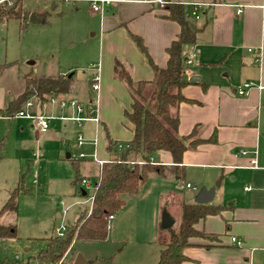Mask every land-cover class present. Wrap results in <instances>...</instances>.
I'll return each mask as SVG.
<instances>
[{"label":"crops","instance_id":"1","mask_svg":"<svg viewBox=\"0 0 264 264\" xmlns=\"http://www.w3.org/2000/svg\"><path fill=\"white\" fill-rule=\"evenodd\" d=\"M127 1L107 7L104 12L116 10V13L111 15L106 13L109 15L106 18L103 17L104 13L101 15L104 28L106 25L102 47L106 37L108 50L106 69L102 77L98 72L100 121L94 137L92 134L83 136L81 129L85 121L73 122L78 126L77 135L83 138L82 145L93 138L96 140L93 152L96 154V159L101 162L111 159V155L106 151V132L118 142H129L133 136L132 126L125 118L123 127L117 129L106 116L105 109H100L104 78L107 84L104 92L113 91L109 86L112 84L110 64H114V60L119 57L124 60V65L133 81H150L153 79V71L145 56L128 35L139 37L150 60L157 67L164 68L167 62L165 50L179 33V26L165 18L167 11L163 6L144 4L141 0ZM170 1L182 4L191 16H193L191 12L193 6H199L196 13L197 16L201 14L197 19L193 16L192 20L184 16L185 20L197 29L195 43L185 46L184 54L194 52L197 55L193 68L190 69L189 66L185 68L184 80L188 84L182 89V94L193 103H181L178 107V135L188 137L193 132L191 139L186 142L187 145L191 140H199L202 143L184 152L182 163L179 166L183 172V179L180 183L188 181L185 184L194 186L198 184L199 190L203 187L210 188L218 180V173L223 174L220 176L221 179L224 174H228L232 180L241 177L240 183H246L243 187L246 194L238 204L234 198V203L228 205L221 199L214 203L217 193L214 194L213 201L207 205L223 206L224 209L219 214L198 220L193 225L195 231L210 237L190 238L188 246L183 250L188 261L181 264H264V155L259 153L261 144L264 149V136H261L264 132V0ZM133 3L137 7L128 8ZM197 20L198 22H195ZM101 63L103 64V61ZM192 76L200 78V82H189ZM111 77H114V73ZM246 83L250 84L246 95H237L235 91ZM73 95H56L53 98L70 101ZM128 96L129 108L125 111H129L131 105L129 93ZM31 102L32 107H36L35 111L38 112L34 115L44 114L43 110L51 105L49 101L42 104L34 100ZM51 110L57 112L53 114L55 116L63 114L79 116L77 112L66 109L58 103L51 107ZM24 121L27 122L20 126H26L29 129L36 127L32 121L28 119ZM73 123H70L72 128ZM49 129L50 122L46 131L38 130L46 133ZM62 142L61 140V144ZM21 145L23 149L28 150L33 144L22 140ZM82 145L78 144L79 148ZM86 149L92 152L89 146H86ZM241 151L245 154H241ZM67 155L64 160L68 161L70 155L68 157ZM91 155L80 158L81 161H87L86 163L90 164H82L81 161L75 160L82 178L89 179V181L92 177L97 180L100 171L99 164L92 159ZM156 158L160 164L172 166L171 157L167 152H159ZM252 159H256V168L249 164ZM32 160L33 158L30 159V164ZM73 161V159L68 161L72 174L69 177L67 174L63 175L61 178L64 181L70 180V187L76 189L79 185L73 183ZM82 169L87 174H83ZM163 178L174 180L170 176ZM20 182L24 185L23 179L19 180L17 185ZM77 189L81 192V188ZM196 194L197 192L193 193L190 190L183 197L181 205L178 206L177 203V210L180 212L183 205L194 204ZM38 197V195H32L31 192L21 194L18 197L16 213L10 212L12 213L10 215L7 212L0 217V225L11 224L15 227L14 238L35 236L34 215L29 211L26 214L25 218L30 222L27 228L25 222L20 224L17 218L20 207L34 210L33 208L42 200ZM231 199L229 197L226 200ZM122 209L118 213H121ZM115 217L113 216L111 222L115 220ZM56 232L43 238L45 247L31 256L35 264H42L36 256L46 248L48 239L56 236ZM231 237L237 238L240 246L232 244ZM14 238L0 239V261L6 258L2 243ZM73 250L72 246L66 252L67 258ZM72 261L73 264L75 262L88 264L80 254L73 256Z\"/></svg>","mask_w":264,"mask_h":264},{"label":"rangeland","instance_id":"2","mask_svg":"<svg viewBox=\"0 0 264 264\" xmlns=\"http://www.w3.org/2000/svg\"><path fill=\"white\" fill-rule=\"evenodd\" d=\"M23 2L30 13L44 15V22L36 24L29 19L23 22L10 19L0 24V109H5L11 100L23 92L25 76L58 78L69 74L73 77L75 88L71 100L87 106L90 98L93 100L96 96L91 89V79L98 72L102 77L107 64L106 37L102 47L106 25L104 28L101 15L93 12L86 2L62 3L44 0ZM132 7L137 6L133 3L128 8ZM106 13L111 15L116 13V10H108ZM106 13L103 15L105 18L109 16ZM185 16L190 20L193 18L187 9ZM115 60L125 64L119 57ZM113 65L110 64L111 76L114 73ZM194 65L195 63H192L189 68H193ZM111 76L112 84L109 86L113 91L104 92L107 88L104 78L100 109H105L106 116L115 128L119 129L125 122L124 111L129 108V96L126 94L124 83ZM32 100L36 101L35 98L29 101ZM50 104L42 114L50 118V129L46 133H41L37 127L29 129L20 126L27 121L17 116L8 117L3 109L0 111V209L7 202L10 191L22 179L24 187L31 189L32 195H38V198L42 199L34 210L20 207L17 218L20 224L25 222L27 228L30 222L25 216L28 211L32 213L35 236L26 238L18 236L2 243L5 257L11 264H35L31 256L45 247L43 238L53 235L62 226L68 227L75 223L82 214L81 211H90L92 186L96 182L94 177L90 178V181L86 179L90 183V186L89 184L86 186H89L88 188L85 187L86 196L80 195L77 189L79 186L76 189L71 188L70 180L64 181L61 177L66 174L69 177L72 174L68 163L70 159L81 161L79 154L89 156L94 154L96 140L93 138L79 148L78 126L74 120L77 116L69 114L55 116L53 114L57 112L51 110L55 104L51 102ZM33 107L24 104L20 110L36 116L34 114L38 112L35 111L36 107ZM62 107L77 112L70 101L65 102ZM70 123L74 124L73 128ZM82 125L83 136L92 134L94 137L98 126L93 121H85ZM261 136H264V132ZM22 140L30 141L33 144L32 148L23 149ZM86 146L91 148V153ZM259 153L264 155L262 144ZM67 154L70 155L68 161L64 160ZM86 162L80 163L90 164ZM81 172L87 174L84 169ZM222 175L218 173L217 177ZM240 178L232 180L228 174H224L220 186L215 188L217 194L214 203L221 199L228 205L234 203V198L238 204L246 194L243 190L246 183H240ZM185 183L166 180L161 175L150 176L138 195L124 198L125 207L121 213L115 215L114 221H110L105 242H74L72 245L74 250L70 252L68 258L65 254L57 262L73 264V256L80 254L88 264H156L162 249L160 243L168 241V231L161 228L164 213L174 220L172 228L177 229L180 220L177 207L190 190L193 193L199 191L198 184L195 186L190 184L195 189L180 188ZM229 197L232 199L227 201Z\"/></svg>","mask_w":264,"mask_h":264},{"label":"trees","instance_id":"3","mask_svg":"<svg viewBox=\"0 0 264 264\" xmlns=\"http://www.w3.org/2000/svg\"><path fill=\"white\" fill-rule=\"evenodd\" d=\"M164 8L167 11L165 18L179 26L176 39L165 50L166 66L157 67L147 55L141 39L132 34L129 36L147 59L153 71V79L135 82L126 66L114 60V77L124 83L131 98L130 109L124 112V118L132 126V139L129 142L114 141L106 132V151L111 155V159L100 166L99 177L92 186L90 211L81 212L75 223L66 226L63 236L48 239L46 248L36 256L42 264H54L59 261L74 242H105L110 225L109 217L115 216L125 206L124 198L138 195L152 175L170 176L181 182L183 172L179 166L184 152L202 143L199 140H191L187 145L186 142L191 139L193 132L188 137L178 135V107L181 103H193L182 94V89L188 84L184 80V47L195 43L197 29L185 20V8L182 4L170 2ZM34 14L44 22V15L36 12ZM10 19L21 22L29 19L23 0H12L11 5L7 2L0 3V24ZM24 80L23 92L11 100L3 110L8 117L15 116L31 98L42 104L56 95L75 94L72 76L63 75L58 78L25 76ZM159 152H167L170 155L172 166L162 165L157 161L156 155ZM72 168L73 183L78 186L84 178L75 161L72 162ZM80 191L82 195L86 189L81 188ZM30 192L31 189H26L20 182L10 192L7 202L0 209V217L7 211L16 213L18 197ZM223 209V206L195 203L183 205L180 209L178 228L166 230L168 241L160 243L162 249L156 264H181L188 261L183 254V250L188 246V240L198 236L210 237L195 231L193 225L202 218L219 214ZM14 237L13 225H0V239ZM0 264L11 263L5 258Z\"/></svg>","mask_w":264,"mask_h":264},{"label":"built area","instance_id":"4","mask_svg":"<svg viewBox=\"0 0 264 264\" xmlns=\"http://www.w3.org/2000/svg\"><path fill=\"white\" fill-rule=\"evenodd\" d=\"M11 1L12 0H0V3L2 2H7L9 5H11ZM44 1H51V2H62V3H74V2H86L90 5V9L93 11V12H96V13H99L100 15H102L104 12H105V9L107 7H110V6H115L119 3H124V2H128L127 0H44ZM142 3L144 4H149V5H152V4H156V5H159V6H165L166 4L170 3L171 1L170 0H141ZM199 6H193L191 12H192V15L197 19L198 16H197V10ZM240 12V11H239ZM250 51V49H249ZM196 53L194 52H191V53H187V54H184V60H183V64H184V67L187 68L188 66H190L194 60L196 59ZM250 87V84L249 83H246L244 84L241 88H238L235 93L239 96H245L246 95V91L247 89ZM91 89L93 92H95L96 96H95V99H91L90 102L88 103L87 106H83L81 104H79L78 102L76 101H72L70 100V102L74 105L76 111H77V114L79 116H77L76 118H74V120L77 122V123H81V122H84V121H93L96 125L99 124V108H98V91H99V77H98V74L97 75H94L91 79ZM50 102L53 103V104H60L62 106L65 105V100H60V99H56V98H53L51 97L50 99ZM26 104L28 107L32 106V102L31 101H27ZM81 115V116H80ZM17 117H20V118H25V119H28L30 121L33 122L34 126H36L40 131L44 132L48 129L49 127V122H50V118L47 117V116H44V115H36V116H33L32 114L30 113H26L22 110H19L16 115ZM6 119H8V117H6ZM78 144L79 145H82L83 144V138L81 137V135L78 136ZM94 145H96V143H94ZM241 154H245V152L241 151ZM85 155L84 154H79V159L80 158H84ZM92 159L94 161H96L99 166H101L104 162H101V161H98L96 159V154L94 153L93 155H91ZM250 166L252 167H255L256 168V159H252L250 160L249 162ZM89 184L90 186V183L88 182V180L86 179H83L81 181V183L79 184V188H84ZM88 186V187H89ZM86 187V188H88ZM182 189L186 188V189H195L194 187H192L190 184H185V185H182L181 186ZM249 190V188H246V190ZM112 216L109 217V221L112 220ZM66 231V227H61L59 230H57L56 232V236H63V234L65 233ZM231 242L232 244L236 245L237 247L240 246V241L235 238V237H231ZM54 264H63L62 262H56Z\"/></svg>","mask_w":264,"mask_h":264},{"label":"water","instance_id":"5","mask_svg":"<svg viewBox=\"0 0 264 264\" xmlns=\"http://www.w3.org/2000/svg\"><path fill=\"white\" fill-rule=\"evenodd\" d=\"M26 11H27V13H29L30 22L36 23V24L42 22V20H39L36 18L34 13H30L29 10H27V9H26ZM30 64H32V62H30ZM68 77H71V75L69 74ZM189 82H191V83L200 82V78H198L197 76H192L189 78ZM67 157H68V155H67ZM220 182H221V177L219 176L218 180L214 183V185L212 187L201 188L197 192V194L194 198V203L199 204V205L210 204L214 198L215 188L220 186ZM84 195H85V192H82V196H84ZM173 225H174V220L165 212L163 215L162 221H161V228L163 230H169L170 228H172ZM74 264H79V263L75 262Z\"/></svg>","mask_w":264,"mask_h":264}]
</instances>
